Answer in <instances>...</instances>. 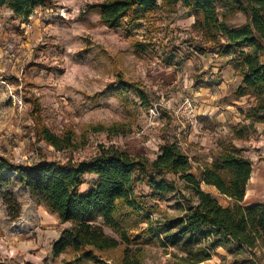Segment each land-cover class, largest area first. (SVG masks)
Returning a JSON list of instances; mask_svg holds the SVG:
<instances>
[{"label":"rangeland","instance_id":"obj_1","mask_svg":"<svg viewBox=\"0 0 264 264\" xmlns=\"http://www.w3.org/2000/svg\"><path fill=\"white\" fill-rule=\"evenodd\" d=\"M99 1L52 0L51 6L37 7L27 18L0 7V155L16 162L32 163L43 157L65 161L86 158L102 143L153 158L165 133L180 143L198 177L199 162L217 148L220 137L214 125L200 119L202 104H210L202 97L213 96L219 109L229 114L236 72L224 87V62L214 51L202 53L193 47L194 33L179 4L152 10L129 26L108 28L96 11L85 12L89 2ZM118 74L140 81L150 101L143 103L133 91H123V96L114 91L111 84ZM28 96L37 97L41 119L54 132H73L74 147L57 150L43 140L36 142ZM243 98L237 105H247ZM203 133L217 138L208 151L202 146ZM165 177L175 178L170 173ZM11 178L0 191V264H60L64 255L54 257L52 243L64 225L33 199L15 174ZM175 179L176 191L147 197L152 219L181 214L179 204L186 207L192 198L185 181ZM93 181L94 176H84L80 190ZM143 190L146 193L148 188ZM9 193L20 205L17 217L9 214ZM212 193L225 204L221 194ZM105 231L113 234L109 228ZM134 232L139 238L130 246L141 247L142 264L180 262L176 248ZM123 248L121 244L105 251L103 258L119 264ZM233 258L222 257L215 249L211 260L199 264H229Z\"/></svg>","mask_w":264,"mask_h":264},{"label":"trees","instance_id":"obj_2","mask_svg":"<svg viewBox=\"0 0 264 264\" xmlns=\"http://www.w3.org/2000/svg\"><path fill=\"white\" fill-rule=\"evenodd\" d=\"M51 4L52 0H0V7L25 18L35 8ZM178 4L194 17L190 28L196 50L232 56L229 63L241 76L233 94L237 99H247V105H237V109L248 122L217 139L212 159L199 162L198 177L191 172L189 155L165 133L153 158L102 143L94 154L82 159L43 157L28 163L0 155V191L15 174L33 199L55 213L64 225L52 243L53 256L64 255L60 264H109L102 253L121 244L124 248L119 264H142L141 247L130 246L139 238L134 231L157 238L163 247L176 248L181 254L178 264L206 261L219 246L237 256L229 264H256L257 251L264 250V203H242L253 161L239 146L256 131V123H264V0H102L89 2L85 12L96 11L103 25L121 28L137 23L152 10ZM238 13L244 15V21L232 24V17ZM111 87L120 96L129 90L143 103L150 101L140 81L121 74ZM25 100L30 104L36 142L43 140L57 150L74 147L71 130L56 133L43 122L37 97ZM167 173L183 179L192 198L187 199L186 207L179 204L181 214L154 220L147 197L176 191V179L166 178ZM90 175L95 181L81 191L84 176ZM201 183L214 186L219 194L229 197V203L222 204L201 188ZM6 202L9 214L17 217L20 205L16 197L9 193Z\"/></svg>","mask_w":264,"mask_h":264},{"label":"crops","instance_id":"obj_3","mask_svg":"<svg viewBox=\"0 0 264 264\" xmlns=\"http://www.w3.org/2000/svg\"><path fill=\"white\" fill-rule=\"evenodd\" d=\"M180 7L181 13L185 14L188 18L189 25L193 23L194 17L188 13V11L183 8L182 6L178 5ZM5 7V6H1ZM8 8V7H7ZM11 11V10H10ZM12 12V11H11ZM244 15L242 13L236 14L231 19L232 24H239L244 21ZM232 56H223L218 57L217 59L223 61L226 71V75L224 76V82L222 85L225 87L228 85V83L231 81V76L235 73V70L233 66L229 63ZM262 60H264V55L261 56ZM229 71H232L230 74ZM234 79L236 80L235 86L237 87L240 83L241 76L235 73ZM202 93H205L202 91ZM244 98L237 99L234 96V99L231 100V103L234 105H231V112L228 114V112H222L219 109L220 103L216 102L214 100L213 96H203L202 100L204 102H209V105L202 104L200 110L202 122H207L212 126H215V129H217L221 134L223 135H229L233 132V130L238 126V124L242 122H248L247 120L243 119V116L238 112L237 104H241L244 102ZM222 105V104H221ZM232 113V114H231ZM256 131L250 135V137L239 144L241 146L244 154L248 156L253 161V167L250 173V178L248 180V183L246 185V191L245 195L243 197L242 203L245 205H249L252 203H264V123H256ZM205 129V128H204ZM216 134V133H214ZM217 138H214L212 135H208L207 133H203L202 135V146L204 147V150L208 151L210 147L214 144V140ZM215 150V149H214ZM212 151L211 153L206 152V154L203 155L202 159L205 161H210L212 159L213 155ZM206 187V189L204 188ZM202 188L206 191H209L212 193L213 190H216V188L212 185H207L202 183ZM217 191V190H216ZM223 200L225 201L224 205H227L229 203V197L223 196ZM220 250V251H219ZM216 251L219 252L222 257H231L232 254H230L227 249L223 246H219L216 248ZM257 255L259 256V260H255L256 264H264V259H262V255H264V250H258ZM234 256V255H233ZM234 257H237L236 255ZM234 259V258H233ZM208 260H211L208 259Z\"/></svg>","mask_w":264,"mask_h":264},{"label":"built area","instance_id":"obj_4","mask_svg":"<svg viewBox=\"0 0 264 264\" xmlns=\"http://www.w3.org/2000/svg\"><path fill=\"white\" fill-rule=\"evenodd\" d=\"M18 99V103L21 104V100L19 98H16ZM75 150H72V152H74Z\"/></svg>","mask_w":264,"mask_h":264}]
</instances>
